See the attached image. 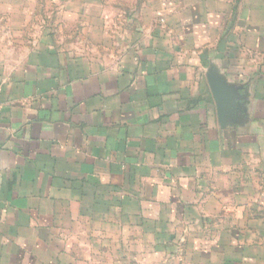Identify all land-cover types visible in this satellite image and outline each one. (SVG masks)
Segmentation results:
<instances>
[{"label":"crops","instance_id":"obj_1","mask_svg":"<svg viewBox=\"0 0 264 264\" xmlns=\"http://www.w3.org/2000/svg\"><path fill=\"white\" fill-rule=\"evenodd\" d=\"M0 264H264V0H0Z\"/></svg>","mask_w":264,"mask_h":264}]
</instances>
